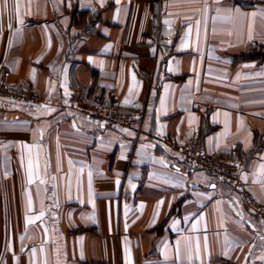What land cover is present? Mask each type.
I'll return each instance as SVG.
<instances>
[{"label":"crops","instance_id":"obj_1","mask_svg":"<svg viewBox=\"0 0 264 264\" xmlns=\"http://www.w3.org/2000/svg\"><path fill=\"white\" fill-rule=\"evenodd\" d=\"M0 81L44 99L0 98V264H188L197 243L193 264H264V222L178 151L237 163L264 204V0H0ZM71 91L144 115L107 127Z\"/></svg>","mask_w":264,"mask_h":264},{"label":"built area","instance_id":"obj_2","mask_svg":"<svg viewBox=\"0 0 264 264\" xmlns=\"http://www.w3.org/2000/svg\"><path fill=\"white\" fill-rule=\"evenodd\" d=\"M0 98L22 104H41L44 102L43 97L33 91L1 81ZM67 102L69 106L86 115L89 119L111 128H131L144 115L142 108L120 110L105 105L88 103L77 91H71L68 94ZM192 104L198 108L202 106V103L196 100ZM178 151L186 165L210 171L226 184L235 188L239 192L244 206L264 222V204L254 198L247 184L240 178V167L237 163L207 154L200 147L199 141L195 139L180 145Z\"/></svg>","mask_w":264,"mask_h":264},{"label":"snow or ice","instance_id":"obj_3","mask_svg":"<svg viewBox=\"0 0 264 264\" xmlns=\"http://www.w3.org/2000/svg\"><path fill=\"white\" fill-rule=\"evenodd\" d=\"M118 2V0H117ZM5 3H7V0H5ZM165 23H169L167 20L165 21ZM198 23V22H197ZM191 29L189 28V33H190ZM133 79H135V77H133ZM24 147H28V145H24ZM261 168V172L264 173V164H262L260 166ZM133 187H135L133 185ZM89 195H91V184L89 182ZM163 201H160L159 204L157 205V208H159L160 204H162ZM158 214V213H157ZM44 215L43 212L40 213V217H42ZM39 218V217H38ZM31 219H29V223H31ZM196 225H193V228H195ZM177 254H179V249H177ZM194 259H199V244L197 243L196 247H195V255H193V249L191 247V244L188 245V264H193Z\"/></svg>","mask_w":264,"mask_h":264}]
</instances>
